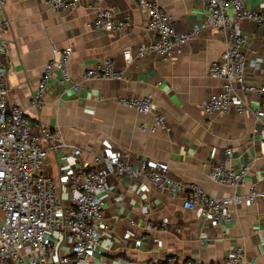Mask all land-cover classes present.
<instances>
[{
    "label": "crops",
    "instance_id": "crops-1",
    "mask_svg": "<svg viewBox=\"0 0 264 264\" xmlns=\"http://www.w3.org/2000/svg\"><path fill=\"white\" fill-rule=\"evenodd\" d=\"M158 5L180 33L189 32L205 17V8L197 0H158ZM245 6L264 17V0H247ZM101 7L110 8L117 20L128 18L122 32L89 27L99 9L94 0H79L71 12L52 10L46 0H9L1 10L9 26L0 32V42L6 45L7 109L18 108L31 123L59 132L67 145L80 149V157L87 163L105 151L129 152L132 164L145 161L166 166L172 181L196 185L210 197H244L252 185L263 189L264 145L252 135L254 117L234 108L223 116L203 112L207 98L221 90V81L209 78L207 69L224 50L222 33L204 29L171 64L154 54L139 58L138 48L151 44L154 38L145 30L146 15L137 1L103 0ZM240 31L247 53L245 82L264 85V23L244 21ZM51 45L58 51L70 48V81L60 84L58 73L53 72L45 103L37 110L30 106L34 89L45 63L58 58L51 54ZM126 49L130 62L123 57ZM105 59L112 60L122 80L80 78L83 71ZM147 94L164 117L166 132H142V126L151 124V115L137 114L116 102L118 97ZM236 101L248 109L259 104L252 94H238ZM226 149L233 150L227 160ZM60 156L48 152L43 169L56 180L63 171ZM220 162L235 169L249 166L241 187H225L209 179L212 165ZM132 183L108 180L118 197L109 195L105 202L100 224L106 234L102 253L90 264H156L169 258L221 262L237 247L242 248L243 264H264V201L252 205L243 199L231 209L230 223L217 224L182 208L184 190H176L172 198L147 180L133 184L134 188ZM62 193L68 203L66 191ZM146 224L160 230L146 231Z\"/></svg>",
    "mask_w": 264,
    "mask_h": 264
},
{
    "label": "built area",
    "instance_id": "built-area-1",
    "mask_svg": "<svg viewBox=\"0 0 264 264\" xmlns=\"http://www.w3.org/2000/svg\"><path fill=\"white\" fill-rule=\"evenodd\" d=\"M102 1L94 0L99 9L89 27L99 32H122L128 18L115 19L110 8L101 7ZM197 1L205 8L204 19L189 32L180 33L173 28L172 18L160 9L158 0H138L137 5L146 15L145 30L154 40L149 45H141L137 56L154 54L171 64L172 58L181 55L182 48L204 29L220 31L224 50L218 59L210 62L207 76L221 81V90L207 98L203 112L207 116H223L234 108L239 114L250 113L255 121L252 135L264 145V85L245 82L247 53L244 51L245 37L240 31L242 22L262 25L264 17L258 11L247 9V0ZM8 2L0 0V32L9 26L1 16V10ZM46 4L55 11L71 12L79 6V0H46ZM5 49V42H0V264H90L102 253V239L106 234L105 227L100 224L105 202L109 195L114 199L118 197L108 186L110 178L133 182L132 188L140 180H147L155 190L172 198L176 196V190H184L182 208L196 211L203 220L217 224L230 223L231 209L243 199L252 205L264 201V188L254 185L248 188L244 197L237 194L224 198L207 196L196 185L172 181L166 166L145 161L132 164L129 152L114 154L105 151L94 155L90 163L83 161L80 149L67 145L59 132L31 123L18 108L7 109ZM50 52L58 58L45 63L34 89L30 106L37 110L45 103L47 82L53 72L58 73L60 84L70 81V48L58 51L51 45ZM123 57L130 62L127 49ZM80 78L83 81L122 80L123 76L114 69L112 60L105 59L83 71ZM238 94L257 96L258 106L248 109L236 101ZM116 102L137 114L151 115V124L142 126V132L167 131L164 117L156 112L152 95L118 97ZM48 152L61 155L60 168L63 171L58 180L43 171ZM232 153V149L224 151L226 160ZM248 172L249 166L235 169L220 162L212 165L208 177L221 186L235 188L244 184ZM261 179L264 182V174ZM62 191H66L68 203L64 201ZM145 229L160 230L151 224H146ZM242 255V248L237 247L221 262H178L169 258L156 264H243Z\"/></svg>",
    "mask_w": 264,
    "mask_h": 264
},
{
    "label": "water",
    "instance_id": "water-1",
    "mask_svg": "<svg viewBox=\"0 0 264 264\" xmlns=\"http://www.w3.org/2000/svg\"><path fill=\"white\" fill-rule=\"evenodd\" d=\"M135 1H138V0H135Z\"/></svg>",
    "mask_w": 264,
    "mask_h": 264
}]
</instances>
